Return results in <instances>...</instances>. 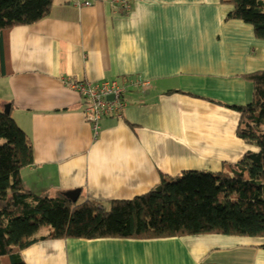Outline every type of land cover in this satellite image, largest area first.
Listing matches in <instances>:
<instances>
[{"label": "crops", "instance_id": "0c3cea01", "mask_svg": "<svg viewBox=\"0 0 264 264\" xmlns=\"http://www.w3.org/2000/svg\"><path fill=\"white\" fill-rule=\"evenodd\" d=\"M83 1L91 6L53 0L47 18L6 37L0 110L10 104L31 142L33 163L21 171L26 191L70 201L65 194L79 190L75 203L107 210L112 200L156 188L161 175L221 172L255 151L237 138L239 115L227 106L251 102L246 77L264 71V42L226 18L230 6ZM111 80L128 83L126 107L121 119L102 118L95 134L69 84ZM40 229L36 237L48 234ZM21 256L25 264H264V238L47 240Z\"/></svg>", "mask_w": 264, "mask_h": 264}, {"label": "trees", "instance_id": "16d2710c", "mask_svg": "<svg viewBox=\"0 0 264 264\" xmlns=\"http://www.w3.org/2000/svg\"><path fill=\"white\" fill-rule=\"evenodd\" d=\"M220 1L232 9L227 19L250 25L255 38L264 42V0ZM52 4L0 0V77L7 65L8 33L47 18ZM246 78L253 86L251 102L227 108L239 115L237 138L255 151H246L221 172L161 175L156 188L129 200H112L108 210L89 201L71 203L26 191L21 171L33 163L31 142L11 115L0 110V264H25L21 252L47 240L264 238V71ZM41 227H48V234L36 237Z\"/></svg>", "mask_w": 264, "mask_h": 264}, {"label": "built area", "instance_id": "2783aa9c", "mask_svg": "<svg viewBox=\"0 0 264 264\" xmlns=\"http://www.w3.org/2000/svg\"><path fill=\"white\" fill-rule=\"evenodd\" d=\"M114 2L120 3L122 8L128 6L126 0H114ZM76 5L78 7H89L91 1L76 0ZM127 84L126 81L119 82L116 80L97 84L88 82L69 84L79 98L84 101L83 116L85 121L93 127L95 134L99 129L98 123L102 118H122L123 110L126 107L124 94L127 90Z\"/></svg>", "mask_w": 264, "mask_h": 264}, {"label": "water", "instance_id": "95a60500", "mask_svg": "<svg viewBox=\"0 0 264 264\" xmlns=\"http://www.w3.org/2000/svg\"><path fill=\"white\" fill-rule=\"evenodd\" d=\"M2 112L5 114V115H9L10 114V104H6L3 109H2ZM160 189L157 188V191H159ZM79 193L80 191L79 190H74L72 192H69L67 194H65V198L66 199H69L71 202L75 203L79 197Z\"/></svg>", "mask_w": 264, "mask_h": 264}, {"label": "rangeland", "instance_id": "374dc122", "mask_svg": "<svg viewBox=\"0 0 264 264\" xmlns=\"http://www.w3.org/2000/svg\"><path fill=\"white\" fill-rule=\"evenodd\" d=\"M2 94H4L3 92H2V86L0 85V95H2ZM11 117H12V115H11ZM12 118H15V116L13 115V117ZM83 199L82 198H80V200L79 201H82ZM108 210V209H107ZM39 233L40 234H43L44 233V227L43 228H41L40 230H39Z\"/></svg>", "mask_w": 264, "mask_h": 264}]
</instances>
